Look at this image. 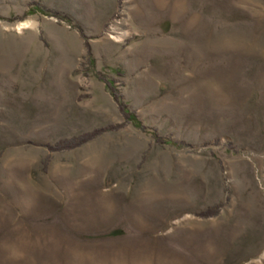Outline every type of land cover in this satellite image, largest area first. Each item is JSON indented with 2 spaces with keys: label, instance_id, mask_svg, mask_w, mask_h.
Listing matches in <instances>:
<instances>
[{
  "label": "rangeland",
  "instance_id": "rangeland-1",
  "mask_svg": "<svg viewBox=\"0 0 264 264\" xmlns=\"http://www.w3.org/2000/svg\"><path fill=\"white\" fill-rule=\"evenodd\" d=\"M175 261L264 264V0H0V264Z\"/></svg>",
  "mask_w": 264,
  "mask_h": 264
},
{
  "label": "trees",
  "instance_id": "trees-1",
  "mask_svg": "<svg viewBox=\"0 0 264 264\" xmlns=\"http://www.w3.org/2000/svg\"><path fill=\"white\" fill-rule=\"evenodd\" d=\"M113 97L118 102L119 97L117 98L114 93H113ZM119 109H120V112H122L124 115L127 116V119L129 121H135V116L127 110V107L124 104L119 103Z\"/></svg>",
  "mask_w": 264,
  "mask_h": 264
},
{
  "label": "bare ground",
  "instance_id": "bare-ground-1",
  "mask_svg": "<svg viewBox=\"0 0 264 264\" xmlns=\"http://www.w3.org/2000/svg\"><path fill=\"white\" fill-rule=\"evenodd\" d=\"M33 26V24L31 23V22H25V23H22L21 25H19L18 27H17V30L18 31H22V30H25V29H28V28H31ZM174 263V262H173ZM172 263V264H173ZM174 264H179V261H175V263Z\"/></svg>",
  "mask_w": 264,
  "mask_h": 264
}]
</instances>
